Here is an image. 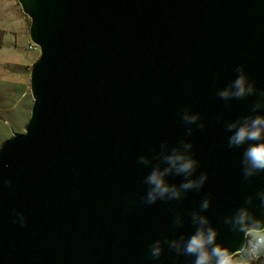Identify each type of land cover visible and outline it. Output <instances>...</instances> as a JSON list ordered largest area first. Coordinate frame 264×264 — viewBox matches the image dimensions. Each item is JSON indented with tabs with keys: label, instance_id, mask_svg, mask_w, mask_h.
Masks as SVG:
<instances>
[{
	"label": "water",
	"instance_id": "95a60500",
	"mask_svg": "<svg viewBox=\"0 0 264 264\" xmlns=\"http://www.w3.org/2000/svg\"><path fill=\"white\" fill-rule=\"evenodd\" d=\"M18 1L40 54L24 131L0 145V264H194L170 247L194 213L241 251L233 221L247 207L264 222V171L244 177L250 142L229 146L228 125L264 116V0ZM239 66L255 91L221 98ZM186 143L198 166L168 182L206 181L146 203L145 178Z\"/></svg>",
	"mask_w": 264,
	"mask_h": 264
},
{
	"label": "clouds",
	"instance_id": "9594fccd",
	"mask_svg": "<svg viewBox=\"0 0 264 264\" xmlns=\"http://www.w3.org/2000/svg\"><path fill=\"white\" fill-rule=\"evenodd\" d=\"M236 71L239 75L226 88L221 89L218 95L223 99L232 97L241 98L251 95L255 91V85L250 81L249 77L243 70V66H239ZM183 120L191 125L195 124L199 119L198 114H190L185 112ZM229 130L235 129L229 137V146H240L246 142H250L244 152V177L248 178L257 172L264 171V116H257L250 119L246 123L237 127L236 124L228 125ZM191 129H189V134ZM192 145L186 143L182 148H175L165 155L163 160L167 167H155L145 178V183L150 187L146 193L145 202L153 204L159 199L175 200L179 199L183 191L200 187L204 184L207 177L201 176L198 179H188L179 187L168 182V175L175 171L177 174L192 176L194 170L198 166V161L190 153ZM140 163H146L147 158L140 157ZM264 200V192L259 193ZM210 206V200L205 199L201 203V209L206 210ZM180 218H177V222ZM194 224L199 225L196 232L186 241L172 240L170 247L182 249V251L190 256H194V264H255L256 261H264V222L260 219H254L250 209L247 207L238 210L234 224L239 226V230L245 234L247 244L243 250L246 254V260H237L235 254L228 248L217 244V230L209 226L207 216L200 213H194L192 216ZM163 248L159 240L155 241L150 247V255L155 259L162 254Z\"/></svg>",
	"mask_w": 264,
	"mask_h": 264
},
{
	"label": "rangeland",
	"instance_id": "374dc122",
	"mask_svg": "<svg viewBox=\"0 0 264 264\" xmlns=\"http://www.w3.org/2000/svg\"><path fill=\"white\" fill-rule=\"evenodd\" d=\"M23 19L26 21L27 27L29 28L30 18L22 11L18 0H0V60L2 58L6 60L11 50L13 51L14 48H16L23 57L34 58L32 64L39 56L40 53L37 46H35V48H29L31 39L29 38L28 28H24L23 31L21 28ZM32 64L30 63L27 70L29 74L28 94H23L20 89L12 100L15 107H18L16 108L18 114H14L11 121H6L5 118L0 115V145L7 138L17 133V131L23 132L25 124L30 117L31 106L34 100L30 89V69ZM19 75L26 77V74H22V70L19 68H13L6 63H0V79L11 81V79H16ZM0 86L3 85L0 84ZM28 98H30V107L28 108L29 115H25L23 111L25 105L28 103ZM235 258L237 260L240 259L239 257Z\"/></svg>",
	"mask_w": 264,
	"mask_h": 264
},
{
	"label": "crops",
	"instance_id": "0c3cea01",
	"mask_svg": "<svg viewBox=\"0 0 264 264\" xmlns=\"http://www.w3.org/2000/svg\"><path fill=\"white\" fill-rule=\"evenodd\" d=\"M22 31L24 28H28L26 21L23 19V24L21 26ZM15 49V50H14ZM13 51L11 50L10 55L4 60L3 58L0 60V63H6L10 67H16L22 70V74H26V77L19 75V77H16V79L9 80H2L0 79V84L3 86H0V115H2L6 121H11L12 116L14 114H18L16 108L14 105V102L12 101L14 98V95L19 92L21 89L23 94H28V80H29V74L27 72L28 67L30 66V63L32 64V60L34 58L30 57H23L16 48H14ZM11 60V61H10ZM19 73V72H17ZM6 78V77H5ZM27 105L24 107V113L25 115L28 114V108L30 107V98L27 99ZM1 124V123H0ZM14 128V127H13ZM20 132V131H17Z\"/></svg>",
	"mask_w": 264,
	"mask_h": 264
},
{
	"label": "built area",
	"instance_id": "2783aa9c",
	"mask_svg": "<svg viewBox=\"0 0 264 264\" xmlns=\"http://www.w3.org/2000/svg\"><path fill=\"white\" fill-rule=\"evenodd\" d=\"M35 46H36V44L30 41L29 48H32V47L35 48ZM246 244H247V240H246L245 246H246ZM245 246H244V248H245ZM244 248L235 254V257H239L240 258L239 260H241V261L247 259L246 254L243 252ZM255 264H264V261L258 260L255 262Z\"/></svg>",
	"mask_w": 264,
	"mask_h": 264
}]
</instances>
